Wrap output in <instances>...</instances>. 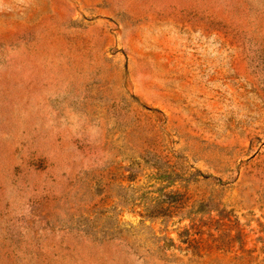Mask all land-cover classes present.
I'll return each mask as SVG.
<instances>
[{"label":"rangeland","instance_id":"rangeland-1","mask_svg":"<svg viewBox=\"0 0 264 264\" xmlns=\"http://www.w3.org/2000/svg\"><path fill=\"white\" fill-rule=\"evenodd\" d=\"M0 264H264V0H0Z\"/></svg>","mask_w":264,"mask_h":264}]
</instances>
